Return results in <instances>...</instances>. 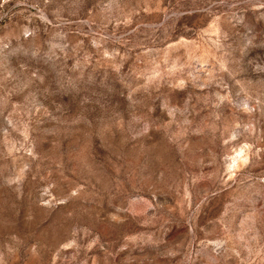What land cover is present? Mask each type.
<instances>
[{
    "label": "rangeland",
    "instance_id": "rangeland-1",
    "mask_svg": "<svg viewBox=\"0 0 264 264\" xmlns=\"http://www.w3.org/2000/svg\"><path fill=\"white\" fill-rule=\"evenodd\" d=\"M0 264H264V0H0Z\"/></svg>",
    "mask_w": 264,
    "mask_h": 264
}]
</instances>
